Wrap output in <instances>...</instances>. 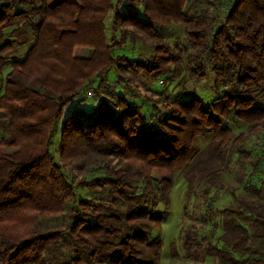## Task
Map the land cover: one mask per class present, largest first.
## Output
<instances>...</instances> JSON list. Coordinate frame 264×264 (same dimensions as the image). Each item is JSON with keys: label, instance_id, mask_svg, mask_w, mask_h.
I'll return each instance as SVG.
<instances>
[{"label": "trees", "instance_id": "trees-1", "mask_svg": "<svg viewBox=\"0 0 264 264\" xmlns=\"http://www.w3.org/2000/svg\"><path fill=\"white\" fill-rule=\"evenodd\" d=\"M122 1L0 0V68L18 44L29 45L26 57L12 62L0 95V264H159L163 241L154 233L166 213L158 210L170 207L176 171L193 166L198 139L213 136L217 162L246 140L234 136L232 120L249 134L264 132L258 103L264 96V0H236L218 26L208 10L187 8L207 0ZM171 24L183 25L194 46L195 76L206 77L205 62L215 76L217 97L208 104L195 95L127 96L140 77L162 84V77L181 79V52L174 55L177 47L156 29ZM127 37L149 44L151 57L117 53ZM88 89L93 96L81 97ZM78 96L83 105L91 97L97 104L63 121L56 157L57 124ZM211 167H193L189 175V192L193 182L208 184L205 200L221 187L222 171ZM78 188L108 192V199H78L68 209ZM248 191L259 198L219 210L224 234L215 243L213 235L184 232L185 258L264 264V194ZM60 218L61 226L46 229Z\"/></svg>", "mask_w": 264, "mask_h": 264}, {"label": "rangeland", "instance_id": "rangeland-1", "mask_svg": "<svg viewBox=\"0 0 264 264\" xmlns=\"http://www.w3.org/2000/svg\"><path fill=\"white\" fill-rule=\"evenodd\" d=\"M119 0H114L116 4ZM209 2H200L194 5L193 2H189L187 8L192 9V11L197 10L199 13L203 10H208L209 14L218 18L220 25L221 20L224 19L226 12L230 10L232 5L236 0H207ZM126 3L127 0H123ZM124 7V6H122ZM218 8V9H217ZM111 16H109V22L111 21ZM161 36L164 37L166 42L174 49V55L178 54L180 51L183 59L184 73L181 79L177 81H168L166 78L162 77L163 84L157 80L155 83L149 82L147 79L140 77L137 80L138 87L134 88L132 91L127 93V96L134 94L140 96V100H156L159 98H166L167 96L171 98H188L190 96H197L201 98L204 103L208 104L217 97L215 92L214 82L215 76L210 70V66L205 62L204 67L206 68V77L199 79L195 76L193 69L195 67L192 63V53H194V46L187 39V34L183 25L171 24L164 27H157ZM30 35L32 36L31 29L28 28ZM12 33L7 32L6 35L10 36ZM19 36H13L12 39H18ZM123 43L126 44L122 47L121 51L117 53H124L127 56L135 59H147L151 57L152 49L147 43H143L140 40H133L130 37L123 39ZM121 43V44H123ZM28 44H18L15 50L6 56L7 65L4 68H0V95L3 93V86L7 76L12 70V62L22 60L26 57ZM88 52V51H87ZM114 70H111L108 74V80L113 82L117 79ZM167 80V81H166ZM100 86V85H98ZM119 92L123 93L122 88H117ZM126 89H124L125 92ZM223 90H220V92ZM103 96L113 98L111 96L110 90L101 89ZM88 95V96H87ZM81 97L93 96V90L88 89L85 92H81ZM78 96L73 102H71L67 108L64 110L63 118L61 122L57 124L56 136H54L53 146L51 151L58 157L56 149H58L60 142L61 127L63 121L78 109L86 108L88 112L95 109L96 101L91 97L89 102L83 105L79 100ZM136 100V99H135ZM259 104L264 108V96H261ZM147 115L152 114L151 103L146 105ZM4 118V114L0 113V120ZM228 126L233 131L234 136L238 137L240 134L246 136L244 142H239L238 144L231 145L228 149L226 156H224L223 161H215L213 156V136L205 135L198 139L197 146L199 148V154L193 163V166L184 168L182 170L176 171L174 177V188L171 193V203L170 207L166 209L164 206H160L158 211H163L166 213V221L162 223V230L160 233L155 232L154 236L160 235L163 241V249H161V259L159 264H220L214 259L206 258L200 260H192L185 258L183 255L182 235L186 230L196 229L201 236L213 235V242H216L222 234H224V229L222 226L221 218L219 216V210L223 208H236L238 207L239 200L250 201L251 199H258L259 195L256 193L248 191L249 188H255L264 194V132L260 134H249L246 130L247 126L239 121L238 119L232 120L228 123ZM3 133L0 132V137ZM215 163V164H214ZM214 164V165H213ZM211 170H221L219 182L221 187L215 188L207 196V200L203 197V192L207 188L206 184L202 180L193 182L191 192L188 191V183L190 180V174L193 170L202 169L206 166H211ZM100 173L90 174L86 177L92 179L98 176ZM78 199H85L91 201L106 200L108 199V192H95L78 188L77 199L71 201L68 205V209L76 205ZM212 212L209 213V210ZM209 214L211 215V221L209 219ZM207 220H206V219ZM63 219L60 218L53 221L50 224H46L49 230H52L54 226H61ZM51 228V229H50Z\"/></svg>", "mask_w": 264, "mask_h": 264}]
</instances>
